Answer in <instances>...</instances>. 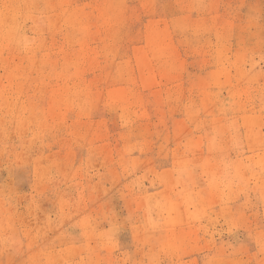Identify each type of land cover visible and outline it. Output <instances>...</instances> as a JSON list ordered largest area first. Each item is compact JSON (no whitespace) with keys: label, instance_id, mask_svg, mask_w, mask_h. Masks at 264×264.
Wrapping results in <instances>:
<instances>
[{"label":"rangeland","instance_id":"1","mask_svg":"<svg viewBox=\"0 0 264 264\" xmlns=\"http://www.w3.org/2000/svg\"><path fill=\"white\" fill-rule=\"evenodd\" d=\"M0 264H264V0H0Z\"/></svg>","mask_w":264,"mask_h":264}]
</instances>
